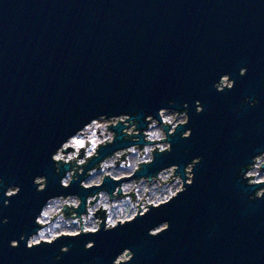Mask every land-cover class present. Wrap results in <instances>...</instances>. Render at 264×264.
<instances>
[{
    "label": "water",
    "instance_id": "95a60500",
    "mask_svg": "<svg viewBox=\"0 0 264 264\" xmlns=\"http://www.w3.org/2000/svg\"><path fill=\"white\" fill-rule=\"evenodd\" d=\"M164 112L186 121L173 128ZM117 119L91 157L89 143L63 149ZM154 122L164 140H146ZM165 142L130 177L84 185L117 154ZM260 157L264 0H0V264H264V182L248 176ZM176 178L167 201L84 230L100 193ZM68 198L78 207L51 222L64 214L79 232L30 245L49 203Z\"/></svg>",
    "mask_w": 264,
    "mask_h": 264
},
{
    "label": "rangeland",
    "instance_id": "374dc122",
    "mask_svg": "<svg viewBox=\"0 0 264 264\" xmlns=\"http://www.w3.org/2000/svg\"><path fill=\"white\" fill-rule=\"evenodd\" d=\"M228 83V84H227ZM226 84L229 85L230 83L226 81ZM164 120L170 124L177 125L179 123H183L186 121L185 117L176 116L173 112H166L163 114ZM177 117V120H176ZM111 122L108 121H97V125H95L96 129H105V131L108 133L107 126L110 125ZM97 131L94 133H91L89 130L86 132V135H80L74 138L73 143L71 146H73L76 149L83 148L88 143L91 146H95L97 141H100L99 138H97ZM147 141H161L165 139V134L163 132V129L161 126L157 124V122H154L152 126H150L149 130L146 131ZM112 136V134L110 135ZM155 148H159L158 151H164L168 149V144L165 143H158L156 145L147 146L143 150H139L138 148L131 149L129 156H127L126 161L121 163L119 166L116 167L114 164V160H109L105 163L104 167L109 165L112 166V168H105L100 174L93 175L90 180H88L85 185L90 186L97 184L101 182L102 176L104 173H108L109 175L120 178L121 176H126L129 174H132L134 171H136L139 168V165L142 163H148L152 160V151L155 150ZM89 149V154L92 153V149ZM264 160L261 159V163ZM127 162V166H125ZM174 169L167 170L160 175L161 182L168 181L172 176V179H175L174 177ZM103 174V175H102ZM102 175V176H101ZM254 177L256 176L257 180H264V171L256 170L253 172ZM260 178V179H259ZM125 191L128 193H131V191L134 189V193L136 195L135 201H132V198L126 197L123 199H112L110 200V196L106 193L104 198L107 201V203H110V206L113 208L114 213L113 216H110V224H116L118 220L125 221L127 219H130L136 215L138 212V205L142 206V203L145 201H148V203L158 205L162 202L167 201L171 196L176 194L177 191H179L182 188V182L180 178H176L175 181L171 183H166L160 188V185L158 182H156V179L152 183H149L147 180H141L140 182L136 183V181H131L129 183H125ZM14 190H11L13 192ZM150 192L147 197H145L146 193ZM125 195V194H124ZM141 203V200H144ZM141 203V204H140ZM70 204L72 206H77L79 204L78 198H72L70 201ZM64 207V201L63 200H56L49 203V205L45 208L43 215L39 218L40 223L44 224L46 227L40 232L39 235L33 237L30 240V245L38 243L42 240L49 241L56 236L60 234H76L80 230V224L78 221H75L73 219H62L56 223V225L49 223L51 222V219L54 218V215H58L56 213L57 211H61ZM99 206H96V209ZM95 209L91 207L90 214L88 216L84 217L83 220V226L84 230L91 231L98 228L97 222H100L101 220H98L93 216V213H95ZM62 215V214H61ZM61 216H58L56 219L60 218ZM55 219V220H56ZM54 220V221H55Z\"/></svg>",
    "mask_w": 264,
    "mask_h": 264
},
{
    "label": "built area",
    "instance_id": "2783aa9c",
    "mask_svg": "<svg viewBox=\"0 0 264 264\" xmlns=\"http://www.w3.org/2000/svg\"><path fill=\"white\" fill-rule=\"evenodd\" d=\"M225 85H226V82L224 83ZM164 113H166V112H164ZM163 113V114H164ZM163 114H162V116H163ZM176 116H177V114H175ZM179 116H181V117H185L184 115H179ZM163 119H164V117H163ZM185 119H186V117H185ZM120 121H124L125 120V118H121V119H119ZM111 122V124L110 125H112V124H117L118 123V119L117 120H115V121H110ZM164 122L165 123H168V122H166L165 120H164ZM184 123V122H183ZM168 124H170V123H168ZM180 124V123H179ZM95 125H97V121L96 122H93L90 126H88L84 131H83V135H86V132L89 130V131H91V130H94V131H97V132H100L99 130L100 129H96V127H95ZM152 125H153V123H152ZM152 125H150V126H152ZM173 128L175 127V126H177V125H173V124H170ZM109 126V125H108ZM135 127H132L130 130H128V131H126L128 134H132V132H133V134H136V132L135 131H132L133 129H134ZM104 131H105V129H104ZM109 133V132H108ZM109 134H111V133H109ZM147 134V133H146ZM110 140H107V143H109V142H112V140H113V135L112 136H110V138H109ZM74 140V139H73ZM73 140L72 141H70L69 143H67L64 147H63V149H65V148H68V147H70L71 146V144L73 143ZM71 147H73V146H71ZM98 148V147H97ZM96 148V149H97ZM77 150V152H78V149H76ZM87 151H88V149H87ZM96 152V151H95ZM159 152H162V151H159ZM95 154V153H94ZM93 154V155H94ZM76 156H77V153H72V154H69V155H64L63 153H62V151H59V153L54 157V159L56 160V161H65L66 163H69V161L70 160H72V159H74V158H76ZM86 156L89 158V152L88 153H86ZM64 157H66V158H64ZM91 157V156H90ZM121 157V154L119 153V154H117L115 157H113V158H110V159H112V160H117L118 161V158H120ZM261 159H263L264 160V157H260V158H258L257 160H256V164H255V166L253 167L254 169H252L250 172H249V174H248V176L249 177H254V175H253V172H255L256 170H260V171H263V170H261V167H262V165L264 164V161L261 163ZM120 163H123V162H120ZM102 165H104V163L102 164ZM101 165V166H102ZM95 171V170H94ZM93 171V172H94ZM92 173V172H91ZM72 175H73V172H71V173H69L68 175H67V177L63 180V183H64V185H68L69 184V182L71 181V178H72ZM161 175V174H160ZM159 178H160V176H159ZM158 178V179H159ZM260 179V178H259ZM252 182H254V183H259V182H264V180H257L256 179V176H255V178H254V180H251ZM85 185V184H84ZM86 186V185H85ZM71 199L72 198H68V201L67 200H63V199H61V200H63L64 201V206L65 205H67V206H69V207H71V204H70V201H71ZM147 202V201H146ZM146 202H143L142 203V206H140V208H141V210H140V212H141V214H144L147 210H148V208H145L146 207ZM147 204L148 205H155V204H151V203H148L147 202ZM79 205V204H78ZM78 205L77 206H73L74 208H76V207H78ZM90 210V209H89ZM138 211H139V209H138ZM90 214V213H89ZM88 214V215H89ZM87 215V216H88ZM84 217L85 216H83V220H84ZM131 219V218H130ZM130 219H128V220H130ZM109 221H110V218H108V219H106V225L108 226V227H110V226H115L116 224H110L109 223ZM101 222V221H100ZM99 222V223H100ZM122 222H124V221H122ZM98 227H99V225H98ZM98 229V228H97ZM97 229H95V230H91V231H96ZM77 234V233H76Z\"/></svg>",
    "mask_w": 264,
    "mask_h": 264
},
{
    "label": "flooded vegetation",
    "instance_id": "af4514ba",
    "mask_svg": "<svg viewBox=\"0 0 264 264\" xmlns=\"http://www.w3.org/2000/svg\"><path fill=\"white\" fill-rule=\"evenodd\" d=\"M100 131V134L98 135V133H97V138H99V140L100 141H97V143H96V145L93 147V146H91L90 144V149H92V153L91 154H89V157L90 156H92L94 153H95V151H96V148L99 146V145H102L104 142H106L107 140H110L109 138H110V135L111 134H109V133H107L106 131H104L103 129H100L99 130ZM91 133H94L95 131L94 130H91L90 131ZM89 152V149H88V151H87V153ZM111 161L112 159H108L107 161H105L104 162V165H105V163L106 162H108V161ZM114 164L115 165H117V166H119L121 163L119 162V161H117L116 159L114 160ZM104 165H102L101 166V168L99 169V170H95L94 172H92L91 174H90V176H89V178H88V180H90V178L93 176V175H98V174H100L103 170H105V168H112V166H110V164L109 165H107V166H105L104 167ZM135 172V171H134ZM133 172V173H134ZM132 173V174H133ZM132 174H129V175H126V176H121L120 178H115V177H113V176H111V175H109L108 173L106 174V173H104V175L102 176V180H103V178L105 177V176H111V177H113V178H115L116 180H119V179H121V178H123V177H130ZM87 180V181H88ZM102 180H101V182H99V183H97V184H94V185H100L101 183H102ZM86 181V182H87ZM131 182V181H130ZM126 183H129V182H126ZM125 184V183H124ZM123 184V186H122V192H123V194H125V196L126 197H129V195H131L130 193H128L127 191H125V185ZM94 185H90V186H94ZM87 186V185H86ZM105 194H106V192H102V193H100V197H99V201L97 202V204L96 205H94L92 208H94L96 211H95V213H93V216H95L96 214L99 216V217H96L95 216V218H100L101 219V217H105L106 219H108V218H111L110 216H113V213H114V210H113V208L110 206V203L108 204L107 203V201L105 200V198H104V196H105ZM150 194V192H148V195ZM57 200H61V199H57ZM56 201V200H55ZM148 202V201H147ZM96 206H99L97 209H96ZM90 210H91V207L89 208ZM90 210H89V213H90ZM60 210L59 211H57L56 213H58V215L60 214ZM55 216V215H54ZM61 217L60 218H58V219H56L55 221H53V222H51V223H49V225H51V224H54V225H56V223L58 222V221H60V220H62L63 218L64 219H71V218H67L64 214H62V215H60ZM128 220V219H127ZM126 221V220H125ZM118 222H120V220H118L117 221V223Z\"/></svg>",
    "mask_w": 264,
    "mask_h": 264
}]
</instances>
